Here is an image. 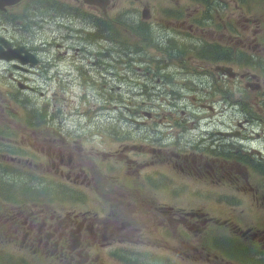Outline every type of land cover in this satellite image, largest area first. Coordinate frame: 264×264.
<instances>
[{
  "label": "rangeland",
  "instance_id": "obj_1",
  "mask_svg": "<svg viewBox=\"0 0 264 264\" xmlns=\"http://www.w3.org/2000/svg\"><path fill=\"white\" fill-rule=\"evenodd\" d=\"M35 1L0 14V40L11 42L14 48H28L42 62L39 66H26L24 70L18 71L11 63L0 61V152L4 156L0 159V168L3 169L7 161L25 170L23 174L8 170L0 172V210L6 218L2 228L4 236L8 238L0 242V263L60 264L52 262L49 252L44 256L30 253L25 246V238L32 221L35 227L31 235L37 236L39 242L43 240L37 228L44 220L64 228L61 233L66 236H69L67 232L75 227V220L81 214L84 220L98 221L94 212H86L88 205L54 198L55 194H65L75 201L82 200L80 195L65 187L67 182H76L80 178H84L86 188L96 192L105 189L98 188L99 184H115L117 193L125 195L134 207L147 206L148 215L140 211L116 212L118 209L111 213L117 218L118 237L128 234L136 241L149 233L150 245L154 243L155 232L160 227L166 228L174 236L178 234L182 227L180 223L187 222L185 217L179 218L182 212L205 214L204 218L215 215L222 218L230 210H237L233 207L236 202L232 197H236V193L230 191L229 194L217 195L215 200L210 194L208 198H199L191 191L216 192L218 189L213 190L205 184L195 186L186 177L171 174L169 168L163 167V175L158 182H165L164 188L171 193L164 192L159 202L176 208L159 215L150 203L152 192L138 188L135 190L132 182L121 185L114 174L115 167L121 171L127 168L121 161L125 152L135 160L150 156L123 149L127 145L135 143L150 146L143 140L155 138L166 140L162 145L165 150L171 151L172 139L196 140V134L203 130L215 132L221 126L238 130L237 123L242 117L231 112L229 119L219 118V122L205 127L210 119L204 117L211 114L207 106H213L217 111L225 109L223 100L227 96L228 85H223L217 76H212L211 80L206 79L203 70L190 66L187 61L182 64L183 56L188 57L193 50L199 55L204 45L220 42L226 25L230 29L236 26V6H228L223 0H211L210 10L203 14L200 8L202 2L198 0H115L116 11H129L122 17L127 25L132 22V26L144 24L150 28L149 33H146L145 28L141 29L143 37L132 26H108V29L103 23H95L93 16L96 15L98 19L104 12H99L94 4L85 0H53L55 5L50 3L48 5L51 6L39 10L35 8ZM252 4V10L256 12L259 9L258 1ZM21 14H25V20L29 21L26 31L23 29L24 24L15 19ZM249 25L250 22L245 20L244 27ZM0 51H8L1 42ZM202 52H206V49H202ZM175 55L178 58L174 61ZM154 75L160 79H152ZM22 85L26 86L25 90L21 89ZM229 89L233 93L228 94L230 97L245 93L246 103L254 111L251 92L245 91L237 82H230ZM142 110L151 113L152 118L147 119L141 114ZM168 111L174 114L169 115ZM131 118L146 121V124L136 125L131 122ZM201 118L204 119L198 122L199 127L195 129L192 124ZM215 120L216 117L213 118ZM227 121L229 125L224 123ZM48 152H62L63 159L57 160L54 166L48 159L45 165L40 166L44 161L43 153ZM37 153L40 157L35 155ZM27 159L36 162V166L26 163ZM157 170L154 167L144 169L136 180L138 185L152 180ZM25 180L33 183V186L23 188L19 182ZM74 187L84 189L82 186ZM107 190L111 191V187ZM136 191L149 203L132 200L129 195ZM252 195H239L244 209L253 206ZM90 199H96L95 194H90ZM46 207L55 212L56 209L68 210L60 214L68 221L57 217L46 219L44 214L38 213ZM23 210L38 213V217H31L34 220L22 219L18 214ZM252 217L255 221L247 216L245 219L253 223L264 221L261 213L253 214ZM19 223H24V229L19 228ZM123 223L126 226L130 224L125 231L120 230ZM215 223L213 227L217 229ZM146 224L151 225L150 230L145 227ZM220 227L222 230L225 228ZM96 241L101 243L94 238L92 246L101 247V244L95 245ZM164 241L166 247H169L167 257H173L168 260L173 261V253L180 240L165 237ZM69 242L71 237L64 241L66 244ZM211 243L226 247L217 237H213ZM199 244L197 241V246ZM50 249L55 251L54 248ZM130 251L138 255L144 252L142 249ZM100 254L94 252L91 257L97 259L96 264H105ZM192 256L197 259L191 260L194 263L198 261L197 264H208L206 251H199ZM139 260L134 259V262L139 263Z\"/></svg>",
  "mask_w": 264,
  "mask_h": 264
},
{
  "label": "flooded vegetation",
  "instance_id": "obj_2",
  "mask_svg": "<svg viewBox=\"0 0 264 264\" xmlns=\"http://www.w3.org/2000/svg\"><path fill=\"white\" fill-rule=\"evenodd\" d=\"M223 1L228 6L230 4L236 6V26L230 29L226 25L223 28L220 42L204 45L202 49H206V52H202L201 49L200 54L204 53L206 54L205 56L197 55L193 50L194 55L192 53L188 57L183 56L182 64L187 61L190 66H196L203 70L206 79L211 80L212 76H217L223 81V85H228L227 96L223 100L225 109L217 111L213 106H207L208 112L211 114L204 117L210 119V121L206 122L205 127H208V124L219 122V118L225 117L229 119V113L231 112L242 117L237 123L238 130L233 131L234 127L231 129L227 126H221L215 132L203 130L200 134H196V140L172 139L173 143H171V146H173V150L171 151L165 150L162 145L166 140H154L155 138L143 140L148 142L150 146L135 143L127 145L123 149L150 156L146 159L135 160L125 152L121 161L127 168L121 171L115 167L114 174L119 184L125 185L127 182H132L136 190L138 188L136 180L140 178L143 170L146 168H157L156 176L142 184L143 188L152 190L160 187L159 178L163 175V167H167L172 171L171 174L182 175L194 183L205 184L215 189L230 190L238 194L252 193L254 199L252 207H246L245 210L236 212L237 216L235 213L227 212L226 220H223V224L228 226L233 235L240 239L235 241L236 249L234 253L229 250L225 252L230 254L231 257L238 256L233 261H228V264H264V221L262 223H253L245 219V216L253 218V214L260 215L261 213L264 216V64L262 65L260 76H258V72L245 71L244 67L246 48L249 52L256 54L264 48V28H262L264 12L258 15L259 26L257 28H252L251 25L244 27V21H249L244 16V1ZM256 1L258 0H247L246 3L251 4ZM203 5L204 7L200 8L203 9L204 14L205 11L208 12L210 10L212 1L206 0V4ZM249 29L251 30L249 31ZM10 55H13V53H10ZM173 58L175 61L178 57L175 55ZM152 78L160 79L157 75ZM230 82H237L243 86L245 91L252 93L255 104L254 111L248 106L245 93H238L232 97L228 96V94H233L229 89ZM127 109L129 110V108ZM167 113L169 115L174 114L171 111ZM141 114L147 119L152 118V114L145 110H142ZM214 117H216L215 121H213ZM204 118L197 119L192 126L197 129L199 127L198 122ZM130 120L136 125L146 124V121H141L138 118H131ZM224 123L229 125V121ZM247 134H251V136H247ZM49 155H55V157L51 158V165L54 166L56 160L63 159L64 153H49ZM69 160H71L70 155ZM183 187L186 188L184 185ZM129 197L136 202L149 203L144 201V198L137 191L131 193ZM230 198L232 199V197ZM150 203L153 206L163 204L159 202L157 193L151 195ZM236 203H238L237 208H243L240 200ZM251 209H254V211L249 212ZM235 219L237 221L234 223ZM128 226L124 223L122 231H125ZM82 230H88L91 232L90 234H93V237L86 241L85 247L87 248H91L94 238L99 239L101 242L99 244L102 245L110 244L115 238H118L122 244L132 239L128 234L115 238L109 236L107 232L99 235L97 231L89 226L77 230V235L81 238L83 237ZM59 236L62 240L64 235L60 234ZM143 238L140 236L136 243L143 244ZM240 242H244L247 249H252L255 252L240 253ZM48 248V243L40 242L38 244L39 251H44ZM56 251L57 253L61 252L58 248ZM83 254L87 257L84 258ZM58 261L60 264H63V262L72 264L75 261L77 264H95L83 249L74 253L73 249L72 252L69 249H63L62 256L60 255Z\"/></svg>",
  "mask_w": 264,
  "mask_h": 264
},
{
  "label": "crops",
  "instance_id": "obj_3",
  "mask_svg": "<svg viewBox=\"0 0 264 264\" xmlns=\"http://www.w3.org/2000/svg\"><path fill=\"white\" fill-rule=\"evenodd\" d=\"M25 187L29 188V186L26 184ZM1 199V197H0ZM83 205H88L89 209L87 211H92L95 212L96 210L99 212L100 211V203L95 202L94 200L88 202V203H83ZM82 211V210H81ZM150 211V210H149ZM83 213V212H82ZM135 213V212H134ZM148 215V214H147ZM148 225V224H146ZM113 233V231H112ZM130 249L133 250H138L142 249L144 252L141 253L140 255L133 253L130 251ZM157 254H160L159 250H154ZM91 252H100L101 257L106 261L105 264H160L163 261L161 256L160 259L154 260L152 257L148 245L142 246L138 244H132V243H127L126 245H120L117 244L116 242L113 243L111 246L104 245L100 247L99 249L91 248ZM31 253V252H30ZM134 259H140L139 263H135ZM119 261V263H118ZM4 261H2L3 264ZM182 262L180 261V264ZM188 264H194V263H188Z\"/></svg>",
  "mask_w": 264,
  "mask_h": 264
},
{
  "label": "trees",
  "instance_id": "obj_4",
  "mask_svg": "<svg viewBox=\"0 0 264 264\" xmlns=\"http://www.w3.org/2000/svg\"><path fill=\"white\" fill-rule=\"evenodd\" d=\"M200 1H203V0H199V2ZM244 2H247V0H244ZM201 6H204V5H202L201 4ZM25 17H26V15L25 16H23L22 14L20 15V16H17V17H15V19H17L19 22H21V23H23L24 24V27H23V29H24V31H26V28H27V26H28V23H29V21H26L25 20ZM14 18V17H13ZM118 25H121L122 23H120V21H118V23H117ZM133 27V29H134V31L135 32H137L138 34H139V36H143L141 33H140V29H141V24H138L136 27H134V26H132ZM144 37V36H143ZM2 138V129H0V140H2L1 139ZM2 158H4V156L2 155V153L0 152V159H2ZM4 169V170H3ZM0 168V172H4L5 170H8V172H12V171H15V172H17V173H19V174H23L24 172H25V170L24 169H21V168H19L18 167V165L16 164V163H13V162H7V161H5L4 162V168ZM20 183V185L24 188L25 187V185L27 184L28 186H33V183H30L28 180H25V181H20L19 182ZM1 187H0V192H1Z\"/></svg>",
  "mask_w": 264,
  "mask_h": 264
},
{
  "label": "water",
  "instance_id": "obj_5",
  "mask_svg": "<svg viewBox=\"0 0 264 264\" xmlns=\"http://www.w3.org/2000/svg\"><path fill=\"white\" fill-rule=\"evenodd\" d=\"M19 1L21 0H0V9H4L5 6H8V5H13V4H16L18 3ZM86 2L88 3H92V4H99L101 5L102 7L107 5L108 4V0H85ZM2 43H5L6 44V47L8 48V53L4 54L3 52L0 51V59L4 58V59H7L9 60L10 59V52L12 51L11 50V44L10 42H6L4 40H0ZM19 51H23V49H17ZM14 53H18V51H14ZM9 56V57H8Z\"/></svg>",
  "mask_w": 264,
  "mask_h": 264
},
{
  "label": "bare ground",
  "instance_id": "obj_6",
  "mask_svg": "<svg viewBox=\"0 0 264 264\" xmlns=\"http://www.w3.org/2000/svg\"><path fill=\"white\" fill-rule=\"evenodd\" d=\"M132 22H130V24H131ZM137 26V25H136ZM136 26H134V27H136ZM142 28H145L146 29V33H149L150 32V28L149 27H147V26H145L144 24H141V29ZM141 29H140V31H141ZM144 36V35H143ZM32 117H33V119H34V115H32ZM35 120V119H34ZM50 122H52L51 120H50Z\"/></svg>",
  "mask_w": 264,
  "mask_h": 264
}]
</instances>
